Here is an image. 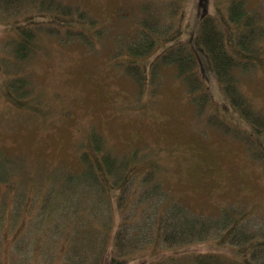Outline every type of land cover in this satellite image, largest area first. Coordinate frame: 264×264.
Segmentation results:
<instances>
[{
	"label": "rangeland",
	"instance_id": "374dc122",
	"mask_svg": "<svg viewBox=\"0 0 264 264\" xmlns=\"http://www.w3.org/2000/svg\"><path fill=\"white\" fill-rule=\"evenodd\" d=\"M61 1L86 9L101 29L84 25L86 36L73 37L43 29L36 38L38 52L20 63L12 64L6 58L0 62V154L6 155L0 157V172L14 171V177H6L8 181L0 185V191H8L0 209L6 208L5 202L17 201L24 212L36 213L28 226L32 244L24 263L64 264L76 254L84 257L95 252L94 259L83 258V264H91L100 250L113 246L110 240L99 250L100 224L111 220L107 236L113 240L124 218L128 219L124 226L135 227L147 220L144 229L150 232L148 242L134 252L133 264L183 252L242 258V241L228 238L221 228L234 218L240 219L239 227L250 232L255 242L252 255L264 260V128L250 132L252 121L239 110L225 111L236 125L223 122L222 112L197 109L175 64L155 62L164 49L162 41H156L145 55L129 54V44L137 43L142 31L140 21L156 22L151 8L143 5L148 2L156 10L165 0ZM201 1L214 12L216 0H185L180 34L199 59L204 80L221 108L228 98L196 44ZM249 5L258 8L264 18V0H250ZM28 6L24 14L32 13ZM6 35V25L0 20V39ZM2 50L3 44L0 54ZM142 64L146 78L140 85ZM260 65L241 73L238 86L256 112L264 115V64ZM14 75L27 78L34 110L5 109L6 81ZM207 113L219 116L222 128ZM95 136L97 141H93ZM95 144L104 146L102 155L109 162L123 168L126 164L124 172L134 170L125 189L108 187L95 175L98 168L94 165L84 171L82 156H90ZM14 179L17 189L10 190L9 181ZM120 192L122 205L116 198ZM179 207L189 217L205 218L209 229L203 238L186 236L185 245L174 246L160 238V220L151 216L160 210L159 216L170 217ZM227 210L234 216H228ZM66 230L70 231L61 237ZM22 259L18 254L16 262L22 264ZM2 262L8 263L9 256Z\"/></svg>",
	"mask_w": 264,
	"mask_h": 264
},
{
	"label": "trees",
	"instance_id": "16d2710c",
	"mask_svg": "<svg viewBox=\"0 0 264 264\" xmlns=\"http://www.w3.org/2000/svg\"><path fill=\"white\" fill-rule=\"evenodd\" d=\"M184 2L185 0H165L162 7L156 10L150 6V3L144 4V8H146V5L151 8L152 16L155 17L154 20L156 22L145 18L143 22H141L142 20L140 21V30L142 31H138L140 33L137 34L138 42L132 46L129 44V54L145 55L147 52H150L156 41H162L165 44L164 49L158 54L155 62L160 64H175L176 73L186 84L188 96L196 104L197 109L223 113V120L219 116L216 117L212 113H207L209 120L213 121L215 119V125L219 127L222 124H219L218 120L238 125L237 121L226 118L225 111L239 110L243 117L251 119V129L254 130L250 129V132H254V134H256V131L262 132L264 128V115L256 112L248 98L241 93L238 86L241 73L248 72L249 68L253 69L256 65L261 67L260 64H264V18L262 13L258 8L249 5L250 0H216V6L212 13L206 8L205 1H201L202 7L200 10L196 44L205 53L207 60L222 85L226 98H228V101L224 102L220 108L219 104L214 101L213 94L200 71L199 59H197L190 44L181 39ZM27 3H30L28 8L32 10V13L27 11V14H24ZM75 7L61 0H50L49 2L47 0H0V20L5 23L7 30V35L3 37V40L0 39L1 48L3 44L0 62L2 63L3 58H6L14 62L12 64L20 63L29 58L30 55L38 52L40 45L36 38L41 34L43 29L61 37L65 34H67V37L86 36L87 28L84 25H88V28L95 31L96 29H101L100 26L102 25L99 24L96 17L86 9L78 10ZM163 18L166 20L165 24L162 23ZM8 50L9 56L6 54ZM131 60L136 61V58L132 56ZM145 67L144 65V68H141L143 74H137L141 77L139 78L141 79L140 85L144 82ZM17 71L18 68L14 69L12 73ZM5 86L6 92L4 95L7 103L4 106L7 111H15L12 107L20 111L34 110L32 107L34 96L26 77L14 75L7 79ZM27 106L28 108H25ZM241 138L245 141L249 140L246 137ZM97 139L99 138L95 136L93 141H97ZM95 145L96 150L92 149L90 156L85 154L82 156L86 163L84 171L88 172L94 165L98 168V173L96 172L95 175H100L108 187L118 185L119 188L125 189L127 186L124 183L133 176L131 174L134 170L124 172L126 164H124L123 168L122 164L118 165L109 162L107 156L102 155L104 146ZM91 147L94 148V145L92 144ZM2 156L6 157V155L0 154V157ZM117 171L119 172L116 173ZM13 172V170H6V175H2L0 172V185L8 181L4 180L6 177L8 179L13 178ZM15 181V179L11 182L9 181L10 190L17 189ZM91 186H94L93 183L88 187L91 188ZM89 191L92 192L90 189ZM7 196L8 191L1 190L0 202L6 201ZM15 197L19 198L18 191L17 193L15 192ZM122 197L121 192L116 194L117 204L122 205ZM13 203L14 201L5 202L4 206L6 208L0 209V264H5L2 262L5 256H9V262L6 264H18L16 262L18 254L23 255L22 264H25L26 256L29 255V245L32 244V237L28 226L36 213H32L31 211L24 212L23 206H19L17 201H15L14 205ZM159 211H154L151 218L154 221L160 220V238H166L168 244L174 246L185 245L186 241L184 239L186 236L196 235L203 238V235L209 229V223L205 218L197 216L194 218L192 216L189 217L183 214L181 207L175 213H172L170 217L168 215L164 216V214L159 216ZM37 214H40V212H37ZM227 214L228 216H234L229 210H227ZM22 216L25 218L24 221H22ZM127 220L126 218L123 219L122 226L118 231H115L113 240L107 236L108 230L111 228V220L108 219L106 222L100 224L103 228H101L102 234L100 237L102 243L98 244L99 250L103 247L104 243H108L110 240L113 241V246L112 249L100 250L99 258L95 259L91 264H133L130 261L134 256V252L144 243L148 242L147 236L150 232L149 228L144 229L147 220L139 223L136 227L132 224L124 226ZM239 220V218L228 219L221 228L224 229L228 238L233 237L242 241V245H240V247L244 246L242 258H228L217 253L183 252L180 255L166 256L143 264H264V260H260L252 255V253L256 252L255 242L251 238L250 232L239 227ZM149 224L153 226V222ZM138 229H141V232L137 233ZM171 229L173 233L170 235ZM69 231L66 230L61 237H64ZM62 232L63 230L61 229V232L58 234ZM20 237L22 239L17 245L16 240ZM7 245H9V248H7ZM72 249L79 248L73 247ZM89 256L94 259L96 253L84 255V257ZM71 257L74 260L64 264H83L85 261L83 260L84 257L78 254Z\"/></svg>",
	"mask_w": 264,
	"mask_h": 264
}]
</instances>
